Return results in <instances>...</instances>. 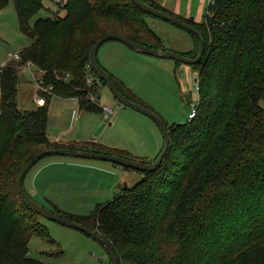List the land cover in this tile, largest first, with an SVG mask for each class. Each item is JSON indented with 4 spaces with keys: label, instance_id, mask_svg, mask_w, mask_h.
Returning a JSON list of instances; mask_svg holds the SVG:
<instances>
[{
    "label": "trees",
    "instance_id": "trees-1",
    "mask_svg": "<svg viewBox=\"0 0 264 264\" xmlns=\"http://www.w3.org/2000/svg\"><path fill=\"white\" fill-rule=\"evenodd\" d=\"M10 1L19 30L31 43L19 52L20 61L0 71V264H45L29 256V243L34 235L49 240V232L22 200L18 179L39 152L84 151L50 140L53 96L79 99V109L101 113L87 98L86 69L91 48L109 34L163 53L173 50L149 27L148 19L156 17L132 0H67L54 12L48 9L54 17L35 24L47 0H0V13ZM142 1L201 33L205 51L193 66L200 81L198 113L186 124L165 122L170 147L164 161L156 172H138L139 183L125 187L114 201L85 217L69 216L54 204L50 211L109 242L119 264H264V0H208L198 23L155 0ZM188 33L194 50L174 52L196 59L200 40ZM27 62L37 68V79L53 88L51 95L43 93L47 105L34 111L19 106V75ZM98 150L88 152L134 160L128 153Z\"/></svg>",
    "mask_w": 264,
    "mask_h": 264
},
{
    "label": "rangeland",
    "instance_id": "rangeland-1",
    "mask_svg": "<svg viewBox=\"0 0 264 264\" xmlns=\"http://www.w3.org/2000/svg\"><path fill=\"white\" fill-rule=\"evenodd\" d=\"M63 1L67 2V0ZM45 6H47V9L37 14L32 20V24H35L38 19L54 17L52 11L54 12L59 8L52 0H47ZM209 6L210 2L205 7L204 15L207 13ZM6 7L0 13V71L3 68L1 67L2 64L9 62L16 63L15 60H9L10 53H19L21 49L28 46V43H31L30 38L23 35L19 30L17 11L13 2L10 1ZM48 9L52 11L50 12ZM167 11L175 15L173 13L174 5L168 6ZM148 25L153 31L162 36L164 47L167 49L176 52L186 49L180 46L182 42L181 38L190 36L188 32L182 31L169 22L166 23L158 18H149ZM169 28L178 33V40L176 35L167 30ZM110 41L116 42L115 40ZM105 52H100L99 54L100 63L104 61L103 59H106V62L108 61L112 64L115 58H109V56L105 55ZM169 61L174 63L173 60H165V62ZM120 63L123 65L122 67ZM120 63L116 66L117 71L113 70L112 73L114 75H112L118 80L122 78L128 84L130 88L127 85L125 86L121 81L124 85L122 87L126 90L127 88L131 89L132 94L135 95L133 96L136 97L135 99L140 105L142 104L144 107L152 110V112L157 113L169 125L171 123L186 124L189 121V115L195 108V105L198 104L199 97L197 91L194 89V81L197 78V74L195 75L193 66L184 65L180 70L175 72L174 69L168 71L156 66L149 68L145 66L147 64L142 62L131 64L121 60ZM36 70L37 68H33L32 72H36ZM36 74L38 76V73ZM91 74L95 77L97 75L93 69ZM35 77L36 75L31 77L27 63L21 65L19 75V80L21 81L19 85V106H21L22 111H34L36 109V106L33 105L36 89L34 81H32ZM100 84L102 88L100 90L101 98L98 99V105H112L114 109H117L116 107L119 105L121 110H126L129 113V117L125 118L122 111L118 116L103 117L104 119L101 118L99 112L90 114L91 116L85 118V122L90 120L88 128H85L83 125H77L79 134H82L81 136L77 135L76 138L79 139L77 142L85 143L81 146V150H91L93 146L97 147L98 145L101 146H98L101 149L103 146L109 148L108 144H110L112 149L107 151L124 152L126 156L128 153L130 158L139 162L143 160L153 161L161 153L164 142V137L160 133L156 135L159 129L158 125L144 114L132 108L124 107L114 98L113 94L110 93L103 83ZM44 88L47 89L46 85ZM74 100L76 109H78L77 99L75 98ZM261 104L264 108V102H261ZM69 110L71 111L72 109L70 108ZM69 110L67 111L68 116H70ZM51 113L52 110L49 113L50 116ZM71 121L73 120L69 121L70 128H74ZM156 127L158 128L157 130ZM50 130L49 133L52 136L53 134L59 136L64 131V128L53 127ZM113 154L115 155V153ZM155 154L157 155L154 157ZM149 155L151 156L150 158H154L149 159ZM116 156L119 155L116 154ZM54 161L74 163L69 167H64L65 163L62 167L57 163L52 165L54 166V170L62 171L61 168H64V170L59 174L61 177L57 179V183L51 188H49V185L45 186L44 184V187L39 186V183L42 184L40 179L38 180V184L36 182L32 183L39 167L47 164L50 165ZM48 171L49 166L45 168L44 173ZM140 176L141 174L137 171L125 170V168L105 160L50 156L41 159L32 171L28 173L25 185L30 197L39 205L49 210H53V206L56 205L69 216L85 217L86 215H90L99 204L114 201L115 196L125 187H133L138 184L139 182L136 181H138ZM37 219L43 227L48 229L49 240L34 235L29 243V256L31 258L45 264H111L110 257L105 248L88 235L56 222H51L42 216Z\"/></svg>",
    "mask_w": 264,
    "mask_h": 264
},
{
    "label": "water",
    "instance_id": "water-1",
    "mask_svg": "<svg viewBox=\"0 0 264 264\" xmlns=\"http://www.w3.org/2000/svg\"><path fill=\"white\" fill-rule=\"evenodd\" d=\"M134 4H136L137 7H139L143 12L150 16H154L166 23H170L181 30H185L186 32H190L194 35H196L199 40H200V52L199 55L196 59H190L185 56H182L174 51H169V52H161L156 49H150L145 46H142L141 44H135L132 41L128 40L126 37H123L121 35L117 34H109L108 36H105L98 40L95 45L91 48V52L89 55V64H91L92 69L94 70L95 74L99 77V79L103 80L110 93L113 94V96L119 101L120 104H122L124 107H129L132 108L139 113L144 114L147 116L149 119H151L155 124L158 125L162 136L164 137V145L163 149L161 150L162 152L160 155L157 157V160L152 162V163H145V162H139L131 159H124L122 157L116 156V155H109L105 153H91L88 151H77V150H72V149H53V150H45L42 152H39L37 156H35L23 169V172L21 173L17 185L19 188V193L22 198V200L26 201L28 206L32 209L33 212H35L38 215H41L45 219L51 221V222H56L62 226H65L67 228H72L77 231H80L89 237H91L94 241L98 242L100 245H102L106 252L108 253L112 264H119L118 258L115 255L114 249L112 248V245L109 242H106L103 238L99 237L91 231L88 228H84L82 225L72 221L68 220L58 214L52 213L49 209L43 207L42 205H39L36 201H34L29 194L26 191L25 185H24V180L25 177L28 175V173L31 171L33 167H35L39 161L45 157H50V156H63V157H74V158H88V159H93V160H105L110 163H114L116 165H119L123 168H130L134 171L140 172V173H145V172H156L162 162L164 161L165 157L168 154V150L170 147V136L168 135L167 127L165 125V122L162 120V118L157 114L152 112L150 109L147 107H144L142 105H139L132 100H130L127 96L125 97L117 88L115 85L114 81L108 74V72L102 67L101 64L98 62V52L99 48L104 45L107 42H110V40H115L124 46H128L129 48H132L138 53H143L152 57H157V58H162V59H167V60H173L175 62L181 63V64H186L189 66H196L199 64L200 60L203 57L204 51H205V46H204V41L203 37L200 32H197L194 28H192L190 25H188L185 22H182L176 17H173L171 15H166L163 12L155 9L154 7L152 8L151 6L147 5L144 3L142 0H132Z\"/></svg>",
    "mask_w": 264,
    "mask_h": 264
},
{
    "label": "crops",
    "instance_id": "crops-1",
    "mask_svg": "<svg viewBox=\"0 0 264 264\" xmlns=\"http://www.w3.org/2000/svg\"><path fill=\"white\" fill-rule=\"evenodd\" d=\"M155 1L157 3H159L163 8H166L167 10H168V6L174 5V12L173 13H175V15L180 16V17H184L186 19L194 20L196 23L203 21L205 7H207V4L209 3L208 0H155ZM167 30L170 31L173 35H176V38L178 40V38H179L178 33H176L171 28H169ZM181 41L182 42H181V46L180 47L183 48V49L186 48L185 49L186 52H185V50L184 51L178 50V51H180L182 53H184V52L187 53V52H191V51L194 50V42H193V39L191 38V36H188L187 38H181ZM116 42L110 41V42L105 43L104 45H102L99 48L100 50L98 52V62H99V64H101L102 67L108 73H111V74H113L112 73L113 70L117 71L116 70V66L120 63L121 60L124 61V62L126 61V63H131V64H138V63L142 62V63L147 64L145 66H147L149 68H152V67L156 66V67L162 68L164 70H168V71H170V69H174L175 72H177V70H180L182 66L186 65V64H181V63L179 64L178 62H175V61H174V63H172L170 61L169 62H165V60H167V59H162V58H157V57L154 58L152 56H149V55H146V54H143V53H138L135 50H133L132 48H129L126 45L124 46L123 44L118 43V42L116 43ZM104 51H106L105 55L109 56V58L110 57H114L115 58V60L113 61L112 64H111V62H108V61L106 62L105 61L106 59H103L104 61H102V63H100L99 54H100V52L103 53ZM145 56H147V57H145ZM149 58H152V59H149ZM120 65H121V67L123 66L121 63H120ZM140 66H137V67H140ZM26 74H27V72H26ZM196 74L197 73L195 72V75ZM27 78H28V75H27ZM121 79L122 78L119 79L120 82L122 81L125 86L126 85L128 86V84L125 83L123 81V79L122 80ZM129 88H127V89L131 91V89H129ZM131 93H132V91H131ZM100 98H101V94H100L99 99ZM0 101H1V97H0ZM33 102H34L33 105L36 106V108H37V105H36L34 97H33ZM50 107H51L52 113H51V116L49 115V123H48L49 128H48L47 133H48L49 138L52 141V143L59 144L61 146L74 145V146H78L81 149V146L83 144H85V143L82 144L80 142H77V141H79V139H77L76 137L80 133L79 129L77 130V125L78 124L79 125H83L86 128L89 125L90 120L85 122V118L88 117V116H91L90 114H92V113H88V112H86L84 110L81 111V110L76 109V105H75V100L74 99H63V98H60L58 96H55L54 98H52V101L49 104V110H50ZM70 108L72 109L71 111L69 110ZM116 108H117V109H115L116 110V114L113 115V116H116V115L118 116L119 113L122 111V113L125 116V118L129 117L128 116L129 113L126 110L125 111H123V109L121 110L119 105ZM68 110L70 111V113H69L70 116H68V113H67ZM100 115H101V118L104 117L102 113H100ZM71 119L73 120V121H71V124H72V126H74V128H70L69 121ZM171 124H174V123H171ZM53 127L54 128L62 127V128H64V131H62V133L59 136L56 135V134H53V136H52L49 132L51 131L50 128H53ZM157 129L158 128L156 127V130ZM159 133L161 134L160 130L158 129L157 132H156V135L157 134L159 135ZM79 135L81 136L82 134H79ZM161 136H162V134H161ZM74 137H75V139H74ZM163 140H164V138H163ZM79 144H81V145L79 146ZM163 145H164V142H163ZM97 147L93 146L91 150L90 149L89 150L83 149V150L84 151H93V150L97 151L99 149V147H101V146H99L98 148ZM108 147L109 148L103 146L102 149H107V150L112 149V146L110 144H108ZM156 155L157 154H155L154 157ZM157 156L155 158L153 157L154 158L153 159V158H150L151 156L149 155V159L155 160L157 158ZM59 162H61V163H59ZM54 163L60 164L61 167L65 163L63 166L64 167H69L74 162L73 163H68L66 161H54L50 165H48V164L47 165H43V166L39 167L38 171L34 175L32 183L36 182V184H38V180L40 179L42 184L39 183V186L44 187V185L45 186L49 185V188L54 186V184L57 183V179L59 177H61L59 174H61V172L64 170V168H61L62 171L54 170L53 169L54 166H52ZM47 166H49V171L44 173V170H45V168ZM35 179H36V181H35ZM141 179H142V176H140V178H138V181H136V182H139ZM50 201H52V200H50Z\"/></svg>",
    "mask_w": 264,
    "mask_h": 264
},
{
    "label": "built area",
    "instance_id": "built-area-1",
    "mask_svg": "<svg viewBox=\"0 0 264 264\" xmlns=\"http://www.w3.org/2000/svg\"><path fill=\"white\" fill-rule=\"evenodd\" d=\"M54 2L59 5H64V1L63 0H54ZM9 60H15L16 62L21 60V55L20 53H10L9 54ZM8 61V60H7ZM6 61V62H7ZM6 64V63H5ZM5 64H2L1 67L4 68ZM27 67H28V71L31 74V77H33L34 75H36V72H32V69L34 68V66L32 65L31 62H27ZM92 68L91 65L87 66L86 69V73H87V84H88V100L98 109L101 110V113L103 114L104 117L109 118L110 116L112 117L113 115L116 114V110L114 108H112V106H101L98 105V99L100 97V90L102 88L100 81L101 79H99V77L96 75V77L94 75L91 74ZM69 75H66L65 80H68L70 77H68ZM62 77H58V79L60 80ZM34 84H35V102L36 105L38 107H45L47 105V100L45 98L44 94H50L52 93V89L53 88H47L45 89V82L43 80H38L37 77H35L34 80ZM199 86H200V81H199V77L197 76V78H195L194 81V89L197 91V93L199 94ZM44 93V94H43ZM199 99V98H198ZM78 102V110L79 109V102L80 100L77 99ZM198 109L199 106L198 104L195 105V108L193 109V111L191 112L190 116H189V120H192L196 117L197 113H198Z\"/></svg>",
    "mask_w": 264,
    "mask_h": 264
},
{
    "label": "bare ground",
    "instance_id": "bare-ground-1",
    "mask_svg": "<svg viewBox=\"0 0 264 264\" xmlns=\"http://www.w3.org/2000/svg\"><path fill=\"white\" fill-rule=\"evenodd\" d=\"M199 95V94H198Z\"/></svg>",
    "mask_w": 264,
    "mask_h": 264
}]
</instances>
